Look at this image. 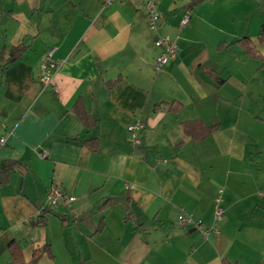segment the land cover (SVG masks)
<instances>
[{"label":"crops","instance_id":"1","mask_svg":"<svg viewBox=\"0 0 264 264\" xmlns=\"http://www.w3.org/2000/svg\"><path fill=\"white\" fill-rule=\"evenodd\" d=\"M146 1L0 0V52L26 45L0 70V164L21 161L0 186V264L13 238L26 262L50 245L37 264H264V63L239 43L217 47L246 35L264 60V0H154L157 33L178 46L163 69ZM49 50L59 65L45 83ZM78 97L97 120L89 129L72 111ZM172 99L180 111L167 110ZM193 120L217 129L194 140L183 127ZM91 137L98 152L83 144ZM51 184L75 199L47 206ZM184 212L200 224L178 226Z\"/></svg>","mask_w":264,"mask_h":264},{"label":"trees","instance_id":"2","mask_svg":"<svg viewBox=\"0 0 264 264\" xmlns=\"http://www.w3.org/2000/svg\"><path fill=\"white\" fill-rule=\"evenodd\" d=\"M197 1L200 0H191L190 4H193ZM258 41L259 43H264V24L261 26L260 33L258 35ZM234 43H239L243 48L244 52L248 56L252 58L260 59L262 64L264 63L260 51L257 49L255 43L252 41V39L249 36L242 35L241 37H238L231 41H221L217 44V47L219 49L229 50V47ZM25 48L26 45L23 43H18L16 45H11L9 47L2 46L0 53L2 54L3 61L2 64L0 65V70L4 69L13 60L20 58L23 55ZM4 54L6 55L3 56ZM203 69L218 84L224 82V79L220 78L217 72H215L214 70L206 69V68ZM120 79L121 76L117 75L116 78L112 80H108L107 81L108 88H112L114 85H116V83H118ZM157 106L158 104H154L153 107L156 108ZM166 106H167V110L171 112H178L181 110L183 104L181 101L177 99H172L166 102ZM72 111L80 119V121L84 124V126L88 129L97 123L96 118H94L90 113H87L84 110L82 100L79 97L72 105ZM183 127L186 130V132L190 133L191 137L194 140H200L205 136H207L208 134L215 131L217 129V124L206 126L203 125L199 120H193L183 123ZM83 144L91 151L98 152L99 150V142L96 137L85 139L83 141ZM20 163L21 161L19 160L9 159V160H5L2 164H0V186L6 184L9 181L10 176L13 173L16 165ZM106 204H108L107 200L102 204H100L99 208L102 209ZM45 211H47V206H43V208L39 211V215L41 216ZM103 223H104L103 218H100L96 230H99L102 227ZM6 249L9 254V259L2 262L1 264H37V260L42 254L47 255L48 258L53 257L52 249L48 243H45L38 248H35L33 250L32 257L29 262H26L24 260L22 248L14 238L8 241L6 245Z\"/></svg>","mask_w":264,"mask_h":264},{"label":"built area","instance_id":"3","mask_svg":"<svg viewBox=\"0 0 264 264\" xmlns=\"http://www.w3.org/2000/svg\"><path fill=\"white\" fill-rule=\"evenodd\" d=\"M145 5L149 14V21H148L149 27L155 33L153 38L154 44L161 47V52L155 58L154 64L156 68H161L171 58L175 57V55L177 54L178 46L175 38H172L168 35H162L157 33L158 14L156 12L154 0H147ZM189 14H190V9L188 6H186L179 20V29H181L183 26H185L188 23ZM58 65L59 62L52 58V50H49L46 53V55L42 58L40 63V79L43 82L48 83L51 79V72L54 69H56ZM143 126H144L143 123L140 121H136L128 125L127 132L129 133L130 138L134 144H138L140 142L139 135H140V130L143 128ZM5 141H6V136H1L0 143H5ZM40 155L44 156L45 153L41 152ZM45 197H46V205L50 207L55 206L60 201L67 203L75 199L74 195L66 193L64 189L58 184H51L48 187ZM221 215H222V209L220 207H215L214 218L216 220H219L221 218ZM188 224L198 225L200 224V221L195 219L190 213H185V212L181 213L177 218V225L184 227ZM201 231L202 234L206 236L210 232L217 233L218 229L216 226L202 227Z\"/></svg>","mask_w":264,"mask_h":264},{"label":"rangeland","instance_id":"4","mask_svg":"<svg viewBox=\"0 0 264 264\" xmlns=\"http://www.w3.org/2000/svg\"><path fill=\"white\" fill-rule=\"evenodd\" d=\"M261 9V8H260ZM258 12V11H257ZM262 12H263V8H262ZM260 13V12H259ZM177 51H178V49H177ZM164 68V67H163ZM162 67L161 68H158V69H163Z\"/></svg>","mask_w":264,"mask_h":264},{"label":"bare ground","instance_id":"5","mask_svg":"<svg viewBox=\"0 0 264 264\" xmlns=\"http://www.w3.org/2000/svg\"><path fill=\"white\" fill-rule=\"evenodd\" d=\"M46 202V201H45ZM50 207V206H49Z\"/></svg>","mask_w":264,"mask_h":264}]
</instances>
